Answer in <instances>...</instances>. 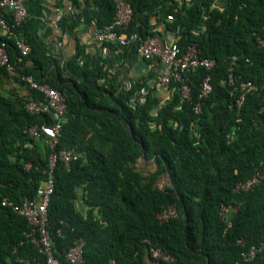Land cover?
Wrapping results in <instances>:
<instances>
[{
    "label": "trees",
    "instance_id": "1",
    "mask_svg": "<svg viewBox=\"0 0 264 264\" xmlns=\"http://www.w3.org/2000/svg\"><path fill=\"white\" fill-rule=\"evenodd\" d=\"M127 1L133 10L128 34L137 32L144 39L162 35V27L175 34L173 42L182 51L195 46L199 57L214 60L209 69L183 72L187 97L174 81L169 96L162 97L155 73L125 84L107 59L94 60L78 43L73 55L61 60L30 39L29 13L16 25L12 11L1 12L10 30L31 48L22 56L12 37L0 34L17 71L65 98L57 148L79 154L54 169L47 207L54 254L60 264H69L64 253L80 237L85 264H264V245L249 261L240 255L264 243V0ZM67 2L96 27L114 20L115 0ZM76 24H69L70 33ZM129 47L137 50L134 41ZM206 75L212 89L199 97ZM0 76L10 73L0 66ZM242 81H252L257 89L243 91ZM5 91L0 92V264H24L26 259L45 264L24 236L27 219L2 205V199L21 204L38 196L50 149L27 128L51 124L54 117L25 110L27 100L39 98L29 86L24 94ZM196 103L199 112L193 109ZM256 170L262 177L255 186L233 191ZM222 203L231 208L227 228L219 216ZM171 204L177 214L159 220L158 213ZM150 246L172 260L152 258Z\"/></svg>",
    "mask_w": 264,
    "mask_h": 264
},
{
    "label": "built area",
    "instance_id": "2",
    "mask_svg": "<svg viewBox=\"0 0 264 264\" xmlns=\"http://www.w3.org/2000/svg\"><path fill=\"white\" fill-rule=\"evenodd\" d=\"M67 3V0H62ZM116 12L114 20L111 24L104 27H97L92 37L96 42L103 43L112 41L119 46H129L133 41L136 43L137 52L145 59H153L158 63L157 82L161 88L169 93V85L171 81L180 83V92L182 96H188V86L184 81L183 72L202 66L206 69L214 65V60L202 58L198 56V49L195 46H189L185 50H181L179 46L172 43H165L161 35L153 37L141 38L137 32L128 34L126 31L133 19V10L127 0H115ZM26 0H0V31L8 33L14 41V46L20 55L26 56L31 48L29 43L20 35L10 30L6 20L1 15L2 11H12L16 25H20L27 17L28 10ZM67 11L73 12V7L68 3L65 7ZM58 18V17H57ZM173 14L167 15V20H172ZM54 22V21H53ZM235 59V58H234ZM0 66L4 67L10 75L16 77L19 81L25 83L31 89H34L40 95L39 98H30L25 102L24 108L30 114H41L51 112L54 119L51 124H34L27 128L28 134L36 140L43 139L48 145L50 151L48 155L46 176L41 184L39 194L34 199L26 198L21 204H15L8 198L2 199V205L10 206L15 212L23 215L29 224V230L24 231V236L30 240L39 253L44 256L45 264H60L59 259L54 254L50 233L47 228L48 215L47 207L50 196L54 190V169L58 162L69 164L76 160L79 154L68 148L59 147L57 144L62 132L64 115L66 112V102L63 94L52 88L47 83L40 84L33 80L32 76L21 74L17 71L15 64L10 60L6 49V42L0 41ZM229 81L232 82V74H229ZM240 88L245 91L257 89V85L252 81H242ZM212 89L210 77L206 75L200 84L199 97H206ZM243 99L240 97L238 103ZM195 112L200 111L199 103L194 104ZM29 167V164L26 165ZM262 177L261 173L256 170L253 175L244 182H237L233 188L235 192H243L250 190L255 186ZM231 208L228 204H220L219 216L226 222V228L231 225L230 221ZM177 214L174 204L164 207L157 215L158 219L163 221ZM84 239L76 238L71 246L65 251L64 258L69 264H85L84 260ZM237 243L244 244L242 238L237 239ZM264 243L259 245H251L247 249L241 251L242 260L249 261L253 259L257 252L260 251ZM148 253L154 259L163 262L172 260V256L158 247L150 246ZM24 264H31L26 259Z\"/></svg>",
    "mask_w": 264,
    "mask_h": 264
},
{
    "label": "crops",
    "instance_id": "3",
    "mask_svg": "<svg viewBox=\"0 0 264 264\" xmlns=\"http://www.w3.org/2000/svg\"><path fill=\"white\" fill-rule=\"evenodd\" d=\"M25 3L29 11L28 18L31 21L28 28L30 39L47 48L51 54L59 59L65 60L72 56L78 43L84 46L94 60L107 59L113 67V72L118 74L125 84L129 85L148 74L155 73L156 76L158 69L156 60L141 57L137 50L133 51L129 46L120 47L117 45L116 48H109L104 43L96 42L92 37L93 31L97 28L96 25L83 21L74 10L73 12L67 11L65 7L68 2L62 0H26ZM72 20H77L73 34L68 31ZM158 28H160L159 31H161L165 43L169 44L175 40L174 33L166 31L162 27ZM0 34H2L1 31ZM148 81L152 86L153 79ZM4 88L13 90L18 94L19 92L20 94L26 93L25 85L18 84L12 75L10 77L0 76V92L6 95ZM159 92L162 97H167L170 94L161 87Z\"/></svg>",
    "mask_w": 264,
    "mask_h": 264
}]
</instances>
